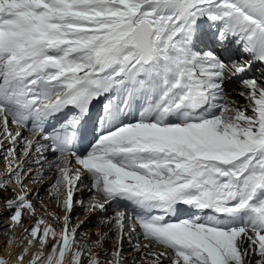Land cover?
<instances>
[{
    "label": "snow or ice",
    "instance_id": "1",
    "mask_svg": "<svg viewBox=\"0 0 264 264\" xmlns=\"http://www.w3.org/2000/svg\"><path fill=\"white\" fill-rule=\"evenodd\" d=\"M0 158V264H264V0H0Z\"/></svg>",
    "mask_w": 264,
    "mask_h": 264
},
{
    "label": "rangeland",
    "instance_id": "2",
    "mask_svg": "<svg viewBox=\"0 0 264 264\" xmlns=\"http://www.w3.org/2000/svg\"><path fill=\"white\" fill-rule=\"evenodd\" d=\"M234 88H232V89H234ZM5 163H6V161L3 160L2 158H0V169L2 167H4ZM5 170H6V167L2 171L0 170L1 171L0 175H5L6 174ZM25 183L27 185L31 184L30 181H25ZM46 183H47V180H45V184H34V183H32L31 190H33L34 192L35 191H39L40 197L43 196V198L41 200H39L40 204H38V200H35V199H33V203L36 206H38V205L42 206L43 205L44 206L43 208L47 207V213H60L61 210L57 207L56 204L53 203V200L49 201L48 198H47V196L49 194V189L46 186ZM45 205H47V206H45ZM40 206H38V208ZM39 211H41L39 213V217L42 216V217L46 218L48 216V219L51 220V216L48 215L47 213H45L44 210H41V209H37L36 210V212H39ZM83 218H84V212L82 211V209H80V208L79 209H75L74 210V214H72V221H71L72 225L74 226L75 222L78 221V219L82 220ZM92 219L93 218H89V220L80 228V230L77 233V238L80 239L82 243L85 242L86 240H88L89 237L91 238V240L98 239V236L96 235L97 233H100L101 230L102 231H107L109 229V227L106 224L97 222L95 220L92 221ZM6 223H7L6 221H2V224H6ZM4 228H2V230L0 229L1 236H4V235L8 234L7 227L5 228V230H3ZM1 245L2 244L0 242V246ZM125 245L126 244H124V247H125ZM104 247L106 249H112L113 244H112V242L109 241V242L105 243ZM2 251H3V248H2ZM130 254H131L130 250L125 249L124 255L127 257ZM149 259H151V257H149ZM129 264H131V261L129 262Z\"/></svg>",
    "mask_w": 264,
    "mask_h": 264
},
{
    "label": "bare ground",
    "instance_id": "3",
    "mask_svg": "<svg viewBox=\"0 0 264 264\" xmlns=\"http://www.w3.org/2000/svg\"><path fill=\"white\" fill-rule=\"evenodd\" d=\"M253 73H248V75H252ZM255 74L256 75H259V72L258 71H256L255 72ZM235 87L234 89H232V87ZM238 87H239V85H238V83H233V84H231V85H229V97L230 98H233V99H235V100H237V102L238 103H240V104H243L244 103V101L240 98V97H238L237 95H236V91L238 90ZM5 167L7 168V162L5 163ZM0 203H2V202H0ZM41 211H39V212H36L37 214H36V216H34V217H31V218H25V220H24V226L25 227H29L32 223H33V221L36 219V218H38L39 217V213H40ZM63 212H61V215L63 216ZM7 215H8V213L5 211L4 213H3V215L2 216H0V229L2 230V228H6L7 227V223L6 224H2V221H6V219H5V217H7ZM45 219H47V220H49L48 219V216L45 218ZM7 222V221H6ZM57 227H59V226H57ZM5 228L3 229V230H5ZM17 231V235H19V233H20V230L19 229H17L16 230ZM3 233V232H2ZM4 238V239H3ZM8 239H10V235L9 234H6V235H4V236H1V234H0V242H1V246H0V257H3V258H5V259H9V256H10V253H12L13 251H19V249L17 248V249H13L11 246H6L5 245V241L6 240H8ZM2 248H3V251H2Z\"/></svg>",
    "mask_w": 264,
    "mask_h": 264
}]
</instances>
